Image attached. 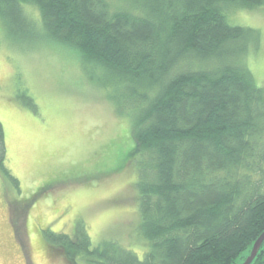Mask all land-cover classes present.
<instances>
[{
	"label": "trees",
	"instance_id": "1",
	"mask_svg": "<svg viewBox=\"0 0 264 264\" xmlns=\"http://www.w3.org/2000/svg\"><path fill=\"white\" fill-rule=\"evenodd\" d=\"M259 8L264 0H0L2 25L15 35L77 51L85 76L131 127L145 257L112 240L93 246L83 227L75 237L46 232L55 256L245 262L264 233V85L247 62L262 39L229 14ZM7 159L0 122V172L19 188ZM252 264H264V243Z\"/></svg>",
	"mask_w": 264,
	"mask_h": 264
},
{
	"label": "rangeland",
	"instance_id": "2",
	"mask_svg": "<svg viewBox=\"0 0 264 264\" xmlns=\"http://www.w3.org/2000/svg\"><path fill=\"white\" fill-rule=\"evenodd\" d=\"M229 19L260 31L261 47L247 62L263 86L264 8L236 10ZM2 22L0 122L19 188L0 172V264H74L55 256L46 232L75 237L79 227L93 246L112 240L143 259L127 117L85 76L77 51L23 40Z\"/></svg>",
	"mask_w": 264,
	"mask_h": 264
},
{
	"label": "water",
	"instance_id": "3",
	"mask_svg": "<svg viewBox=\"0 0 264 264\" xmlns=\"http://www.w3.org/2000/svg\"><path fill=\"white\" fill-rule=\"evenodd\" d=\"M264 243V233L260 236V238L255 242L253 249L251 251V254L249 255V257H247V259L245 260V262L243 264H252L254 262V260L256 259L262 245Z\"/></svg>",
	"mask_w": 264,
	"mask_h": 264
},
{
	"label": "flooded vegetation",
	"instance_id": "4",
	"mask_svg": "<svg viewBox=\"0 0 264 264\" xmlns=\"http://www.w3.org/2000/svg\"><path fill=\"white\" fill-rule=\"evenodd\" d=\"M9 218H11V217L9 216Z\"/></svg>",
	"mask_w": 264,
	"mask_h": 264
}]
</instances>
